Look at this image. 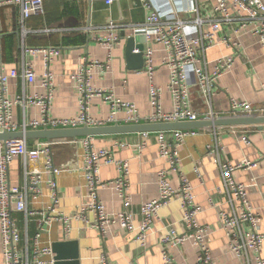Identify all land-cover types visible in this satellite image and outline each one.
<instances>
[{
	"label": "crops",
	"instance_id": "1",
	"mask_svg": "<svg viewBox=\"0 0 264 264\" xmlns=\"http://www.w3.org/2000/svg\"><path fill=\"white\" fill-rule=\"evenodd\" d=\"M47 0L45 14L32 17L24 24L18 8L4 6L0 8V63L8 69H17L19 76L9 83L8 96L16 100L18 96L46 95L42 87L41 76L45 71L44 61L40 55L32 56L25 49L59 48L62 54L55 59L51 70L55 76L54 100L51 115L54 118H72L79 111L78 84L73 78L82 66V59L107 62L108 50L100 46L95 37L107 34L104 27L110 22L121 26V40L112 51L110 70L104 72L95 69L92 86L113 93L115 99L136 104L143 117L150 115V82L163 89L162 105L166 112L174 109V100L167 88L169 70L162 62L165 51L162 46L153 42L147 43L144 35L134 33L131 28L146 24L151 10L146 8L142 0ZM264 1V0H263ZM199 7L208 12L212 18L214 0H196ZM207 25L204 29H208ZM89 29L90 33L86 32ZM245 32L239 37L231 29L219 34L225 36L233 44L240 47L219 44L210 49L206 59L210 63L208 73H213L212 63L222 57L234 58L235 64L231 72L222 74L211 87V96H207L200 86L191 88L192 108L198 113L199 120L214 118H242L264 116V48L259 38ZM134 38L136 44H142L145 50L154 49V71L150 74L145 70H129L126 61L128 40ZM144 50V51H145ZM27 62L34 65L38 80L31 84L23 77V67ZM233 100L249 103L254 111L234 113L231 110ZM90 114L97 120H107L111 114V104L103 98L95 97L90 104ZM14 121L22 126L32 120L41 118L37 106H15ZM121 113L119 118H123ZM114 125V124H110ZM22 131V130H21ZM33 131V130H31ZM196 135L186 138L178 149L180 172L191 182L196 196V204L201 209L198 221L210 228V249L215 264H256L255 255L238 257L229 249V239L221 228L220 211L233 213L234 208L226 195L218 193L222 186V171L215 163V155H209L208 145L218 148L223 162L232 164L248 160L255 164L254 168H245L234 172L237 182L249 185L248 199L253 210L259 214L260 229L264 234V129L257 126L222 127L196 130ZM246 137L249 144L243 141ZM170 140V138L168 137ZM41 140L27 141L33 148ZM97 149L111 150L118 160L130 163V190L132 199L131 211L135 215V223H139V211L143 204L158 198L157 174L161 170H169L168 160L160 157L157 135L130 134L119 136L96 137ZM122 143L124 147L116 148ZM145 143V145H143ZM55 164L63 172L57 177L61 196L60 212L73 215L88 201V185L85 172V159L81 138L62 140L53 148ZM44 160L29 163V169L40 170ZM196 169L199 170L197 174ZM119 170L114 165H102L100 178L103 182L115 181L119 178ZM174 187L180 186V176L170 174ZM49 174L43 176L46 182ZM10 182L13 185L24 183V159L16 158L10 167ZM44 197L38 204L31 207L42 210L50 203L46 183L43 185ZM106 211L116 214L124 210L123 201L112 189L100 192ZM182 208L178 201L171 203L160 211L159 219L153 225V232L147 245L142 247L135 240V235L126 231L118 224L109 228L105 238L100 230L88 228L82 221H72V231L64 236L63 226L56 222L51 228L40 231L34 218L26 224L24 214H14L22 237L41 235L43 244L71 243L78 251L80 264H99L105 255L108 264H163L161 237L167 233V227L173 225L180 234L187 233L182 222ZM94 219L93 214L88 215ZM28 228H27V227ZM249 233L251 228L243 226ZM175 264H198L199 251L192 241L179 248L168 249ZM264 257V245L262 249ZM0 264H4L2 252V236L0 229Z\"/></svg>",
	"mask_w": 264,
	"mask_h": 264
},
{
	"label": "built area",
	"instance_id": "2",
	"mask_svg": "<svg viewBox=\"0 0 264 264\" xmlns=\"http://www.w3.org/2000/svg\"><path fill=\"white\" fill-rule=\"evenodd\" d=\"M47 0H0V8L13 6L19 9L22 23L32 17L45 14ZM113 0L107 3L111 4ZM144 6L151 10L146 24L134 26L131 30L142 34L147 43L153 42L162 46L166 53L162 64L169 70L167 88L174 100V109L166 112L162 105L163 89L150 82V115L143 117L136 104L115 99L113 93L97 89L92 86L95 69L104 72L110 70L112 51L119 45L121 26L110 22L104 27L107 34L94 38L100 46L109 52L107 62L82 59V66L73 76L78 84L79 111L72 118H54L51 115L54 100L55 76L51 65L62 51L59 48L25 49L32 56L43 58L45 71L40 80L46 95L18 96L11 100L8 96L9 83L19 76L17 69H8L0 63V134L14 133L28 130L43 129H72L81 127L109 126L110 124L134 125L157 124L172 122H188L199 120L198 113L192 108L191 88L200 86L202 91L211 96L212 84L222 74L232 71L235 61L232 57H222L212 63L213 73H208L209 62L207 52L219 44L240 47L238 42L231 43L226 36L219 39V34L225 29H231L241 37L249 32L259 38L264 48V1L263 0H214L212 18L203 11L196 0H142ZM207 25L209 28L204 29ZM86 32L90 33L87 29ZM139 52L138 50L135 51ZM1 54V47H0ZM145 70L150 74L154 71V49L144 51ZM23 77L31 84H35L38 76L34 65L27 62L23 67ZM95 97L103 98L111 104V114L107 120H97L90 114V104ZM37 106L41 112L39 120H32L22 126L14 121L15 106ZM231 110L234 113H249L254 108L247 102L233 100ZM264 112V109L262 110ZM123 113L124 117L119 118ZM197 131H171L159 133H144L143 135H157L160 157L170 163L169 170H161L157 174L158 198L143 204L139 211L140 221L135 223V215L131 211L132 199L128 195L130 190V163L128 160H118L108 149H97L96 137H83L82 146L85 159V172L88 185V201L73 215L60 212L61 196L57 177L63 172L55 164L53 148L62 140H41L35 147L29 148L25 140L0 141V229L2 236V252L4 264H56V255L52 244H43L41 235L33 237L26 235L24 239L14 214H24L26 224L34 218L40 231L51 228L58 222L63 226V233L68 237L72 231V221H82L86 227L100 230L105 238L109 228L118 224L126 231L135 235V240L145 247L153 232V225L159 219L160 211L171 203L178 201L182 208V222L187 233L180 234L170 225L167 233L161 237L163 245V264H175L168 249L179 248L192 241L199 251L198 264H215L210 249L211 234L208 226L201 225L198 216L201 209L196 204V196L191 182L180 172L178 149L186 138L196 135ZM170 138V140L168 139ZM243 141L249 144L244 137ZM145 145V143L143 144ZM116 148L124 147L122 143ZM209 155H215V163L219 165L223 184L217 189L218 193L226 195L234 211L228 213L220 211L221 228L229 239V249L238 257L255 255L256 264H264L262 249L264 234L260 229V217L250 205L248 199L249 185L237 182L234 172L245 168H254L255 164L248 160L232 164L223 162L218 148L208 145ZM16 158L24 159V183L13 185L10 182V167ZM44 160V166L29 169L28 164ZM102 165H114L119 170V178L115 181L103 182L100 178ZM197 174L199 170L196 169ZM180 176V186L174 187L170 181V174ZM49 174L45 182L43 176ZM46 183L50 199L49 205L42 210H35L31 206L38 204L44 197L43 185ZM112 189L121 198L124 210L116 214H109L100 199V192ZM94 219L89 220L88 215ZM249 226L251 231L246 233L243 226ZM27 227V226H26ZM28 228V227H27ZM99 264H108L103 255Z\"/></svg>",
	"mask_w": 264,
	"mask_h": 264
},
{
	"label": "water",
	"instance_id": "3",
	"mask_svg": "<svg viewBox=\"0 0 264 264\" xmlns=\"http://www.w3.org/2000/svg\"><path fill=\"white\" fill-rule=\"evenodd\" d=\"M138 50L139 52H135ZM144 50L142 44H136L134 38L128 40L126 47V61L129 70H142L144 67ZM257 126L264 129V116L242 118H214L209 120H197L188 122H172L157 124H134V125H109L98 127H81L72 129H43L28 130L14 133L0 134V141L10 140H76L83 137L119 136L130 134L159 133L171 131H196L207 128L217 129L222 127ZM74 244L55 243L52 245L56 255V264H80L79 255Z\"/></svg>",
	"mask_w": 264,
	"mask_h": 264
}]
</instances>
